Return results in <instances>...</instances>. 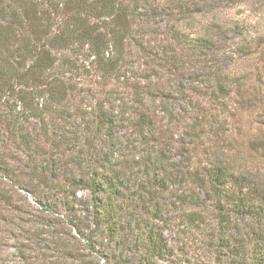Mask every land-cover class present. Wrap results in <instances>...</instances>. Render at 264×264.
Here are the masks:
<instances>
[{
  "label": "trees",
  "instance_id": "16d2710c",
  "mask_svg": "<svg viewBox=\"0 0 264 264\" xmlns=\"http://www.w3.org/2000/svg\"><path fill=\"white\" fill-rule=\"evenodd\" d=\"M185 1L0 0V121L17 124V130L13 127L11 134L24 145L28 156L39 157L38 163L32 162L30 173L46 191L38 195L35 217L43 226L47 222L51 230L47 237L39 227L24 228L23 232L53 252L50 264H179L168 259L172 250L160 231L168 202L155 198V189L149 194L132 193L139 203L137 223L125 226L121 222L123 207L119 201L129 192L125 191V176L115 169L118 152L97 149V141H105L117 126L119 113L138 112L135 125L140 128H150L156 122L154 117L163 114L168 125L175 122L188 126L187 150L204 147L208 151L206 144L228 135L224 129L227 118L238 124L247 111L264 106V33L251 37L239 49L226 51L213 49L210 35H192L187 32L186 23H182L172 25V41L147 51L150 60L143 63L144 69L127 60V43L134 41L141 48L144 45V37L136 40L132 24L148 25L172 11L188 14L190 7ZM192 3L196 6L195 14H206V0ZM106 19L109 21L99 27L96 21ZM145 33L143 27L140 35ZM79 44L88 47L89 56H94L104 77L123 79L131 86L129 94L118 103L107 99L106 107L97 101L80 131L69 125L64 115L68 100L79 94L77 85L65 74L80 67L78 60L68 55ZM177 48L199 51L203 55L200 61H205L203 67L183 72V63L177 67ZM226 61L228 65L224 64ZM63 67L68 70L55 72ZM156 68L158 71L151 73ZM4 92L16 93L22 108L18 110L15 102L9 105L2 97ZM50 113L56 115L57 123L52 121L31 132L20 125L34 115L42 123L43 115ZM103 130L101 139L99 134ZM244 130L242 125L235 126L236 133L244 134ZM42 138L48 143L46 150L38 153L37 142ZM188 138L182 139L183 146ZM251 145L264 156V139L252 140ZM185 156L183 153L178 167L174 166L178 171L174 177L177 187L181 186L177 202L202 207L207 200L216 199L218 206L221 196L228 197L233 212L253 220L240 243L247 250L245 263L264 264V178L253 169L236 167L217 155L206 161L188 158L187 163ZM15 175L0 154V179L12 180ZM172 180L173 172L165 169L162 175L144 182L167 190V183ZM17 187L21 188L20 180ZM80 190L90 191V205L78 198ZM2 200L7 205L12 201L7 193H3ZM17 208L21 209L18 205ZM229 211L226 213L230 214ZM196 214L189 213L195 221ZM83 228L102 235L104 243L86 239ZM131 228L138 230L133 249L121 237ZM21 246L27 248L22 243ZM96 246H103L102 253ZM226 247L233 248L229 244ZM133 250L139 251L138 259L131 257V252H136ZM19 252L25 264H42L36 262L38 256H34L35 260Z\"/></svg>",
  "mask_w": 264,
  "mask_h": 264
},
{
  "label": "rangeland",
  "instance_id": "374dc122",
  "mask_svg": "<svg viewBox=\"0 0 264 264\" xmlns=\"http://www.w3.org/2000/svg\"><path fill=\"white\" fill-rule=\"evenodd\" d=\"M194 1L199 0L185 1L190 7L188 14L178 15L175 12L172 14V11L168 15L162 14L163 16L156 17L154 22L148 25L139 24L138 22L132 24L136 40L138 41L144 37V45L141 48L134 41L127 43L125 45L127 60L131 61L136 67L144 69L143 63L150 60L146 56L147 51L157 50L166 45L167 41H172L170 40L172 25L182 23H186V30L192 35L196 33L210 35L213 49L218 48L226 51L239 49L251 37L264 33V0H206L208 6H206L207 12L204 15L194 13L193 9L196 8L192 3ZM169 10L168 8L166 11ZM107 21L109 19H106V22L103 20H97L96 22L99 27H102ZM143 27L146 33L140 35ZM177 52L180 54V62L177 67L183 63L184 66L181 68L183 72L192 71L193 67L196 69L203 67L205 61H200L203 55H200L199 51L186 48L183 50L178 49ZM68 55L72 59H77L80 66L78 70L72 69L69 73H65L70 81L77 85L79 94L68 100L64 115L68 124L80 131L83 123L90 115V108L97 101L106 107L108 106L107 99H110V101L115 99L114 102L118 103L121 98L129 94L131 86L126 85L123 79L104 77L97 68L94 56H89L87 46L76 45L68 52ZM209 56L208 53L207 58ZM27 64H30V60ZM224 64L228 65L229 61ZM67 70L68 68L63 67L55 72H66ZM157 71L156 68L151 73ZM2 97L8 101L9 105L13 102L17 103L16 108L18 110L22 108L21 101L17 100L16 93L4 92ZM63 105L64 103L61 104V107ZM6 109L8 108L6 107ZM138 115L139 113L134 111L124 115L119 113L117 126L112 130L110 137L105 138L103 142L101 140L97 141L98 150L112 149L118 152L116 154L115 169H117L116 172L125 176V191L129 192L127 197L119 201V205L123 207L120 212L123 225H134L139 217V203L136 198H133L132 193L136 196L140 193L149 194V191L155 189V198L165 203L168 202L163 214L164 221L161 222L162 224L160 223L163 239L172 250V256H169L168 259H173L179 264H246L247 250H243L240 243L249 231L250 224H253V220L239 212H233L232 201L226 200L228 199L226 196L220 197V206H216V199L207 200L206 205L202 207H192L178 203L177 192L181 189V186L177 187V180L174 177L178 171L174 166H177L182 160L183 153L191 161H206L209 157L217 155V157L230 161L236 167L253 169L264 178V156L251 145L252 140L264 139V106L252 112L247 111V114H243L239 118L238 124L227 118L224 129L227 130L228 135L220 140L217 139L218 141H212L209 145L206 144L205 146L209 148L208 151L204 147L197 151L187 150V142L190 139L188 137L190 136L186 134L188 126L184 123L174 122L168 125L165 116L159 113L158 117H154V120L156 119L154 125L150 128L145 126L140 128L135 125ZM43 117L45 120L42 123L34 115L29 120L20 123V125L24 128V131L31 132L56 120V115L53 113L43 115ZM239 125H242L243 129L246 130L245 133L243 132L244 134L236 133L235 126L239 127ZM13 127L17 130V124L14 125L13 122L7 120L0 121V154L8 160V165L16 172L12 180L0 179V264H25V261L21 259L19 250L23 251L25 256L32 257L35 260L37 258H34V256H38L37 263L50 264L53 252L44 248L43 242L36 244L33 242L31 235L28 238L27 232L26 234L23 232L24 228L34 229L39 227L44 229L42 234L47 237L49 234L47 232L51 228L47 222L43 226L40 220L35 217V214L38 213L37 209H39L38 195L46 191L42 184L36 183L30 173L32 162L34 161L36 164L39 157L36 156L37 154L34 159L28 156L24 145L18 143L17 137L11 134L10 131ZM103 132L104 130L99 134L101 139H104ZM186 136L188 140L185 139V145L183 146L181 144L182 139ZM37 143L38 153L46 150L47 140L42 138ZM46 156H48V153L44 157ZM187 162H189V159L186 160ZM188 165L183 164L185 167H188ZM72 167L74 168V165ZM165 169L173 172V180L167 183L169 187L167 190L159 189L156 185L145 184L144 181H147L150 177L156 178L162 175ZM19 180L21 188L17 187ZM3 193H7L11 197L12 201L9 205L5 204L3 200L1 201ZM77 196L86 205H90L92 202L89 190H80ZM17 205L21 209H18ZM227 209H230V214L226 213ZM190 212H197L194 215L197 217L196 221L189 215ZM262 230L264 231V227ZM83 233L86 239H97V243L98 241L104 243V238L102 235L98 236L96 231L83 228ZM137 236L138 230L131 228L128 233L121 237L127 240L128 245L133 249V242L138 239ZM21 243L27 245V248L21 246ZM228 244L233 248L226 247ZM102 247L98 248L96 246V249L102 253ZM133 251L136 252H131V257L138 259L139 251ZM60 257L62 258V256ZM101 262H104V258H101ZM159 262L163 263L161 260Z\"/></svg>",
  "mask_w": 264,
  "mask_h": 264
}]
</instances>
